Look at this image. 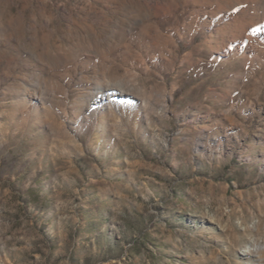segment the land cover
<instances>
[{"label": "rangeland", "instance_id": "obj_1", "mask_svg": "<svg viewBox=\"0 0 264 264\" xmlns=\"http://www.w3.org/2000/svg\"><path fill=\"white\" fill-rule=\"evenodd\" d=\"M263 1L0 0V264H264Z\"/></svg>", "mask_w": 264, "mask_h": 264}, {"label": "bare ground", "instance_id": "obj_2", "mask_svg": "<svg viewBox=\"0 0 264 264\" xmlns=\"http://www.w3.org/2000/svg\"><path fill=\"white\" fill-rule=\"evenodd\" d=\"M263 3H264V1H263ZM260 4H261V2H259L257 4L258 5L257 7H260ZM3 30H4V33L6 34L7 32H9L10 26H7L6 25L3 28ZM25 50L26 49H20L21 52L22 51L26 52ZM93 50H94V48L91 47V46H88L87 49H86V51H90V52H93ZM26 53H24V54H26ZM21 54H23V53H21ZM101 54H103V53H98L97 55L100 56ZM28 56H30V58L32 60H34L35 62H41L42 64L46 65L45 62H42L41 61L39 55L35 51L28 50ZM59 58L60 59H64V57H63L62 54L59 55ZM107 78H108L107 77V72H106L105 68H103L102 69V73H101L99 79H97V81H95L94 84L92 85L93 86L92 88L94 89V90L93 89L92 90L93 91H96V92L93 93V94H91V95H89L88 96L87 104L86 105H83V108H84L85 111H89L91 108L96 107V106L105 107L107 109L112 108L113 105H114V103L116 101H118V99H120L121 97H123V95H124L123 93H120V92H118V91H116L114 89L111 90L110 92H106V93L99 92V90H100L101 87L108 88V87L111 86V83L109 81H107L108 80ZM35 80H36V82H38V78L37 77L35 78ZM260 249H261L260 246L253 244V245L247 246L243 250V254H245L246 256H249V255H252L253 252L258 251ZM250 264H255V263H250Z\"/></svg>", "mask_w": 264, "mask_h": 264}]
</instances>
